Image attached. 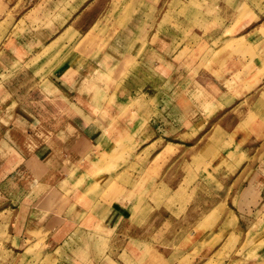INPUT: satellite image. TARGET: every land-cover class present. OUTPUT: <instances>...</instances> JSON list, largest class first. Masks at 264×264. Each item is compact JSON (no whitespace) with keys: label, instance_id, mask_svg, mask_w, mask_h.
<instances>
[{"label":"rangeland","instance_id":"rangeland-1","mask_svg":"<svg viewBox=\"0 0 264 264\" xmlns=\"http://www.w3.org/2000/svg\"><path fill=\"white\" fill-rule=\"evenodd\" d=\"M156 1L0 0V139L6 134L13 135L11 142L16 147L23 143V148L28 149L23 153H34L45 145L50 150L48 154L53 155L47 177L32 178L17 172L20 175L12 182H0V253L4 245L11 244V236L18 238L17 233L23 229L24 238L28 239L25 254L30 258L34 253L37 264H49L42 257L46 249L43 234L62 227L63 237L72 232V240L67 241L50 264H88L78 256L82 242L74 232L92 218L95 203L111 201L113 191L136 181L129 192L115 193L146 204L140 215L145 220L133 225L128 221L126 232L174 231L173 243L160 241V237L159 241H153L159 255L181 246L182 250L191 251L183 253L181 264H264V219L243 225L227 208L215 207L209 194L213 195L210 190L215 188L211 175L218 176L207 174L209 168L217 169L235 156L236 141L242 138L240 135L245 137V130L251 127L255 116L249 112L231 133L213 126L205 135L206 143L201 144L207 119L192 120L193 114L180 112L175 121L169 111L165 112L166 105L159 103L161 90L157 94L153 88L140 92L147 80L153 82L161 63L164 65L161 70L172 68L176 70L174 75L186 77L193 71L191 80L176 87L175 92L188 87L190 99L200 107L204 106L206 95L199 82L208 79L206 74L211 73L225 83L229 80L223 87L236 96L234 89L238 88L225 74L234 62L264 79V0ZM252 28L255 31L248 34ZM18 43L22 48L26 45L36 49L40 43L44 48L28 62ZM169 74L170 71L165 87L171 85ZM225 75L227 78L222 79ZM93 83L99 86L114 83L116 93L133 92L132 97L142 92L148 94L147 110L134 98L135 103L128 102L125 112L116 117L122 121L130 115L128 122H136L138 134L134 139L144 122L149 125L164 119L173 121L172 128L165 122L157 140L145 130L132 141L133 130L126 128L130 126L128 123H122L119 135L110 132L82 161L72 162L69 170L60 171L63 153L55 144L64 136V130L59 127L76 118V112L66 107V93L87 90L88 97L77 101L96 104L106 92ZM91 85H95L94 90ZM140 113L144 118L139 117ZM82 116L86 126L94 114L85 111ZM104 117V121L95 123L96 127L104 128L111 121V116ZM138 153L144 155L136 156ZM206 155L210 161L203 160ZM211 164L217 166L210 167ZM94 181H99L98 188ZM50 190L53 194H48ZM142 192L148 196L146 199ZM35 205L40 209H33ZM34 211L41 215L35 218ZM113 211L119 212L111 209L110 214ZM28 212L30 223L21 224L18 230L17 221ZM247 228L250 229L245 234ZM146 259L144 255L127 263L148 264ZM150 259L158 260L154 255Z\"/></svg>","mask_w":264,"mask_h":264},{"label":"crops","instance_id":"crops-1","mask_svg":"<svg viewBox=\"0 0 264 264\" xmlns=\"http://www.w3.org/2000/svg\"><path fill=\"white\" fill-rule=\"evenodd\" d=\"M157 3L158 1H156V4ZM114 14L115 11L112 16ZM255 29L256 28H252L247 33H253ZM27 35L31 36L30 33ZM10 44V46L13 45L11 42ZM18 45L22 50V56H25L24 58L28 62L32 57L41 53L44 48L40 43L38 45L39 48L37 49L35 46L33 48H27L26 45H24L22 48L20 43H18ZM80 48H83V46ZM107 52L106 53L109 54L111 51L108 50ZM234 63L235 64L230 69L228 68L226 70L225 74H229L231 82L238 88L237 90L234 89L238 96L232 95V93H228V91L224 89L223 86L230 82L229 80L225 83V81L221 80L219 77L212 76L211 73L206 74L208 75V79L205 82H199V85L206 95L203 97V107H200V105L196 106V102H194L195 100L190 99V91H188V87L186 89L183 87V90L178 93L175 92L177 90L176 87L184 85V82L187 79L191 80L190 77L193 71L189 72L186 77L178 74L174 75L176 70H171L172 68L166 70V67L161 70V66H164L162 63L160 67L159 65L157 66V72H154V80L151 76H149L153 82L147 80L146 84L141 85L140 92L142 90H151L153 88L154 93L157 94L158 91L161 90V101L159 103L166 105L165 112H170L175 121L179 119L178 115L180 112L186 113L187 115L193 114L194 116L192 120L199 121L200 119H207L202 130L203 135L201 144L206 143L205 140H207V138H205V135L212 129L213 126H220L231 133L234 129L236 130L238 128L239 121L245 119L249 112L255 116L253 123L250 125L251 127L245 130V137L244 135H240L242 138L236 141L238 148L235 156L232 159H228L226 164L223 166L221 165V167H218L216 164H211L210 167L217 166V169L209 168L207 170V174L211 175V173H214L213 175L216 174V176H218L215 178V176L211 175V181L214 182L213 185L215 188L210 190V193L213 195L209 194V199L216 204L215 207L220 206L224 209L227 208L228 211H230V215L235 217V219L241 221L242 223L253 224V222L264 219V79L259 78V75L248 73L249 70L247 69V66L237 62ZM169 71V76H172V80H170L171 85L165 87V84L168 83V77L166 78V74ZM182 77L183 80L179 81ZM225 78H227V75H225L224 78L222 77V79ZM193 79H195V77ZM103 81H107L106 78ZM248 81L249 83L246 84ZM113 84L109 83L108 86H99L95 84L97 87L106 92V96L96 104L86 105L77 101L79 99L85 100L88 97L89 94L87 90L81 89L76 90L75 93L73 92L72 94L66 93V97L68 98V100H66V107L76 112V118L74 119V122L71 121L65 126L59 127L61 130H64V136H61V139L56 141L55 144L60 147V151L63 153L61 159H59L61 164L59 168L60 171L69 170L68 167L73 166L72 162L77 163L80 160L82 161L86 155L99 146V141H101L105 136H108L110 132H112L113 135H119L122 123H128L130 126L125 125L126 128H131L133 130L134 135L132 137V141L138 134V128L134 126L136 122L133 123V120L128 122L130 115L122 121H120V118L118 121L116 117L125 112L126 107H128L126 105L128 102H130V105L131 103H135L134 100H132L134 98L139 100V105H142L144 110H147L148 108L146 107V103L150 98L148 97V94L144 92L133 97L131 95L133 92L128 94L118 91L116 93ZM95 85H91L90 89L94 90ZM237 98H241L242 101ZM70 102L72 106L69 105ZM110 102H112V105H110ZM207 103L209 104L206 106ZM205 107L209 110L204 113L203 111ZM158 110L160 109L158 108L155 112H158ZM85 111L92 112L94 114L93 118H91V121L86 126H84V118L82 116ZM162 111H164L163 107ZM140 114L141 115L139 117L142 116L141 118H144L142 113ZM105 115L111 116V121L103 125L104 128L96 127L95 123L98 121L101 122L102 120L104 121V119H106L104 117ZM205 115H207L206 118H204ZM162 120L163 121L157 120L149 125L147 122L141 124L142 128L139 130L140 132L137 137L143 134L142 131L147 130L148 133L155 136V139L157 140L156 137L158 136L156 135L158 131L162 129L165 122L170 125V128H172L173 121L169 122L166 120L164 121V119ZM231 120L233 123L230 124ZM192 123L195 125L194 122ZM44 128L46 129V127ZM240 136H238V138ZM137 137L134 141L137 140ZM12 138H14L13 135H9L7 137L6 134L2 137V139H0V182L9 180L12 182L20 175H17V172L25 173L26 176L32 178L40 176L47 177V172H50V166H52L53 162V155L48 154L50 150L47 151L46 146L42 145V147L38 148L36 152L26 154V152H23L28 149L23 148V143L16 147L11 142ZM156 140L153 142H156ZM49 142L54 145L51 140ZM83 146L85 147V151L82 152ZM138 155L142 156L144 154L138 153L136 156ZM202 158L205 161H210V157L207 155ZM68 160H70V162H68ZM211 169L213 172H210ZM57 176L59 177L61 174L58 173ZM53 177L56 176L54 175ZM96 183V187L98 188L100 186L99 181ZM132 185L136 186V181L131 184L126 183L124 187L113 191V199L111 201L104 200L102 203L93 204L95 206V212L93 213L92 218L83 222L84 225L81 224L77 231L74 232L76 235H79L82 242L78 256L87 260L88 264H128V260L136 261L142 259L144 255L147 258L146 261L148 260V264H181V259L184 258L183 253H190V250H182L181 246H178L176 247V250L168 251L159 255V253H157L152 246L153 241H159L160 238V241H166V243L171 241L173 243L175 241L173 238L176 235L174 231L170 234H163L162 232L148 234L146 230H141L142 232H130L129 230L126 232L129 222L133 225L136 222L141 224L143 220H145L140 219V215H142L141 212L146 207L145 203L142 204L138 199V201H135L132 196H115V193L120 190L123 192H129L132 189ZM0 188L2 189V187ZM50 191L51 193H47L53 194L54 191ZM142 195H144V199L148 197L145 192H142ZM125 197H128V199ZM126 201H128L131 205H127ZM41 207L48 209L44 205ZM32 208L35 210L40 209V207L36 205L35 208ZM111 209L121 212L119 213L113 211V214H110ZM41 211L43 212V210ZM35 212L36 211H34L33 214L35 218H37V215H41L40 213ZM123 213L124 215H122ZM44 214L45 213H43V216ZM29 215L30 213L28 212L21 216L23 218H19V221H17L18 230L20 229L21 224L27 226L30 223L31 219ZM125 215H127L128 219ZM138 215L139 217H136ZM100 217L104 218L100 219ZM48 219H50V214L48 215ZM23 222L25 224H23ZM244 223L243 225H245ZM31 224L32 226H36L35 222H31ZM249 229L247 228L245 230V234L249 232ZM17 234L18 238L11 236L9 242L11 244L4 245L2 248L0 253V264H18L23 262V264H37L36 261L33 260V255H35L34 253L30 255V258H28L29 255L25 254L28 248V245H26L28 239L25 240L23 229ZM64 234L62 227H59L54 231L49 230L43 234L46 235V238H44V245L46 249H44L42 257L44 260L48 261L49 264L57 254H60L63 251V246H65L67 241L71 239L70 237L73 236L72 232L66 233L63 237ZM54 235H56L58 239L57 237L53 238ZM149 235H151V239ZM154 236H156V239ZM52 247L55 248L52 250ZM152 255L158 258V260L152 261L150 259ZM176 255L179 256L177 259H174L173 256ZM75 264H77V262ZM78 264L83 263L79 262Z\"/></svg>","mask_w":264,"mask_h":264},{"label":"bare ground","instance_id":"bare-ground-1","mask_svg":"<svg viewBox=\"0 0 264 264\" xmlns=\"http://www.w3.org/2000/svg\"><path fill=\"white\" fill-rule=\"evenodd\" d=\"M225 50V49H224ZM70 105V104H69Z\"/></svg>","mask_w":264,"mask_h":264}]
</instances>
